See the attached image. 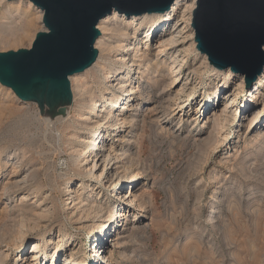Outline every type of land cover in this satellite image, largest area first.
<instances>
[{"label":"rangeland","instance_id":"rangeland-1","mask_svg":"<svg viewBox=\"0 0 264 264\" xmlns=\"http://www.w3.org/2000/svg\"><path fill=\"white\" fill-rule=\"evenodd\" d=\"M0 11L2 16L7 15L6 11ZM29 13L34 24L33 27L29 25L30 36L22 37L18 42L0 39V51L29 48L36 33L44 29L42 19H36L38 11L31 8ZM7 19L13 20L14 16L9 15ZM15 22L18 21L14 19L12 23ZM142 35L143 29L137 33L135 41H139ZM124 43L123 46L126 41ZM146 45L139 43L133 58L135 64L131 70L128 68L135 77L124 86L135 89L131 99L138 104L137 111L128 113L134 117V123H127L123 127L126 131L130 128L133 148L126 156L117 158L115 166H118L117 173L122 183L115 189H111V186L104 188L101 181L93 179L79 181L76 174L78 168L71 165L75 153L70 152L68 145L76 142L77 138L67 136V131L62 130L61 122L54 118L58 114L53 116L46 112L50 107L45 99L41 113L36 101H21L12 90L0 84V253L7 254L0 264H29V248L40 235H52L55 241L60 236L57 257H52V251H49L44 263L60 264L63 255H69L74 248L75 260H71V264L82 257L84 264H93L91 256L96 249L93 241L99 229L95 223L90 226V222L83 218L78 220L75 214L66 213V208L71 209L74 204L65 205L68 196L64 195L63 190L67 186L76 189L79 183L81 194L87 188L95 190L90 198L99 196L97 201L103 203L106 209L103 217L95 220L113 221L119 225L125 221L117 222L119 219L115 215L119 207L114 200L119 192L128 190L129 182L135 186L136 203L133 208L126 201L120 203L127 206V210L131 207L127 212L129 219L126 227L133 224V228L127 230L117 246L111 245L110 260L113 264H264V178L259 175L260 172L264 173V143H255L263 135L264 108L250 128L246 127L244 120L248 115L243 116L239 112L229 124L227 138L220 141L224 135L222 126L219 124L217 129L211 130L212 123L207 119H214V114L220 115L223 109L222 95L235 91L237 78L234 73L211 66L199 51H195V46H190V40H185L183 46L190 52L181 54L184 55L183 75L187 73L193 84L173 99L178 87L170 84V74L166 70L164 74L148 75L158 79L161 74L166 75L163 86H154L151 81L146 83L145 79L139 81L143 69L136 66L138 55L144 51L150 63L158 52L154 36ZM167 46L163 47L164 50ZM120 51L110 53L114 61H118ZM157 61L160 62L159 71L165 69L162 60L159 58ZM89 73L86 79L96 87L94 72ZM262 73L257 77L264 78ZM110 79L115 84V78ZM117 88L115 91L121 97L112 109L113 115L117 113L125 94L124 88ZM262 89L261 99L264 100V86ZM247 90L243 88L236 93L235 105L241 112L246 111ZM139 92L143 97H139ZM198 105L201 110L195 113ZM96 111H100L98 106ZM87 115L92 116V112H85ZM50 116L54 118L53 123L45 119ZM69 119L72 121L75 118L71 116ZM106 120H101L102 125L94 134L95 138L102 136ZM77 133L75 130L74 134ZM59 137L64 140L69 137L70 142L66 143L65 140L58 143ZM113 142L118 143L116 140ZM9 155L14 159L8 161L6 157ZM80 161L82 164L84 158L81 157ZM65 162L70 165L69 175L65 172ZM241 163L252 174L241 171L238 167ZM24 173L28 175V182L24 185L27 192L11 184L20 180ZM68 177L76 181L68 185ZM34 182L40 185L37 191L30 190ZM98 192L99 195H96ZM26 194V200L22 201ZM39 203L38 209H30ZM42 209L49 211L47 217L41 216L44 219L38 216V211ZM252 210L256 213L253 214ZM40 258L42 256H38V260ZM108 262L105 259L103 263Z\"/></svg>","mask_w":264,"mask_h":264},{"label":"bare ground","instance_id":"bare-ground-1","mask_svg":"<svg viewBox=\"0 0 264 264\" xmlns=\"http://www.w3.org/2000/svg\"><path fill=\"white\" fill-rule=\"evenodd\" d=\"M194 6H195V0H176L172 4L171 8L163 14H143L141 16H135V15L126 16L124 13H119L116 10H113L109 14L101 18L100 21L98 22L97 28L100 30V35L95 41V48L98 50V56L92 66H90L89 68H87L81 73H76L69 77L70 88H71V93H72L71 102L70 104L64 103V105L61 107L59 105L58 107L60 108L64 107V113L61 114L62 116L58 114L59 116L56 115L57 117H54L56 118L57 121L61 122L62 130L64 128V130L67 131L68 133L67 136L74 135L77 138L76 142L74 141L73 143L70 142L69 137L66 138L65 140H66V143L67 141L70 142L68 144L70 148V152L75 153V156H72L71 158V165L78 168V170L76 169L77 170L76 174L80 178L79 181H83L85 178L93 179L94 181L95 180L101 181L102 186L104 188L107 186L108 187L111 186L112 187L111 189H115L116 186L118 187L122 183V178H120L118 175L119 173H117L118 166L116 167L115 165L117 163V158L126 156L127 153H129L130 150L133 148V145H131L130 143L131 141V136H130V131H129L130 128L128 129V131H126V130H123V127H126L127 123H130V124L134 123V117L132 115H129L128 113H130V111H135L136 106L138 104L137 102H134L133 99H131V95L133 94V90L135 89H133L132 86L131 88L129 87V89L127 87L124 88V86L134 76L133 73L131 74L132 71L131 72L128 71L129 70L128 68H130L131 70L132 66L135 64V60L133 58L137 54V51H138L137 48L139 46V43H143L144 45H146L148 41L150 40V38L154 36L155 46H157V50H158V52L155 54V58L152 59L153 61L150 63L149 61L146 60L147 56L145 55L144 51L140 52L141 54L138 55L139 59L136 57L138 59L136 60L137 61L136 66L139 69H143V71L140 73V78H138L139 81L145 79L146 83L151 81L154 84V86H157V87L163 86V84L165 83L164 77L166 76V75L163 76V74L165 73V70H166L170 74V79H171V80L169 79L170 84L172 85L174 84V87H178L172 96L173 99L176 96L178 97L180 93L184 92L187 86H190L193 84L191 81V77L187 73L183 75L184 55H181V54L182 52L187 53L189 51L188 48H185V46H183L185 43V40L189 39L190 46L192 47L195 46V49H196V43L194 40V31H193V28L191 27L192 10ZM31 8H34L36 12L38 11V16L36 19H42V11L38 7L33 5V3L29 0H14V1L0 0V10L6 11L7 13V15L5 14L6 16H2L0 13V39L7 40L9 42L10 41L18 42L19 39L21 40L23 39L22 37L30 36L31 33L30 34L28 33V29L30 28L29 25L31 26L33 24V20L31 19L32 17L30 18V13H29ZM9 15L14 16V19L18 22L17 23L15 22V24L12 23L14 19L13 20H11L12 18L7 19V16ZM33 19L35 21V18ZM141 29H143V35L142 37H139L140 38L139 41H135V39L138 38V36L136 35ZM125 41H126V45L123 46L125 44L124 43ZM165 45H168L169 47L167 46L168 48L164 50L163 47ZM154 49L156 50V48ZM118 50H122V51H120L118 61L117 60L114 61L110 53H113ZM195 51H198V50L196 49ZM201 55H203V58L207 60L206 55L204 54H201ZM159 58L164 63L163 66L164 65L166 66L165 69H162V71H159L160 69L158 68L160 62H158L157 59L159 60ZM205 60H203V62ZM141 63H143V65ZM91 71L94 72L93 76H95L96 78V81L94 83L96 84V87H93L91 82L88 83L86 79V75ZM225 71L231 72L229 68L225 69ZM159 72L163 73L160 75L159 79L157 77L151 78L148 76L153 73H159ZM262 74L264 75V72ZM234 75L236 76L235 78H237V83L235 87L236 89L232 93L228 92L222 95L223 109L221 110V114L218 116L214 114L215 116L214 119L213 118H211V120L209 118L207 119V122L212 123L210 126L211 130L217 129L219 124L222 126L220 127L223 129L222 131L224 135H223V138H221L222 140L220 141H224L227 138L229 124L233 122V119L237 117L239 112H240V115L241 114L243 116L248 115L247 119H244V120L246 123V127L250 128V126L255 122V119L261 113L262 111L261 109L264 108V100L261 99V96H262L261 94L263 93L262 88L264 86V78L257 77L251 86H245V84H243L245 74L234 73ZM113 77L115 78V84L113 83L114 80L111 81L110 79ZM116 86L119 87L120 89L124 88L123 91H125V94L123 98L121 99L122 103L120 107L117 108V113L113 115L112 109H114L118 100L121 97L115 91L117 88ZM243 88H248L247 90L248 102L245 105V109H246L245 112H241V110H239L237 105H235V97H236L237 90L238 91L243 90ZM138 95L140 97L142 96V93L139 92ZM201 101H199V104L201 103ZM97 106L100 108V111H96ZM58 107L55 109L56 112L59 109ZM46 109L47 108H45V110ZM200 110L201 109H199V105H198L195 107L194 112L197 113ZM87 111L89 112L91 111L92 116L91 115L85 116V112ZM71 116L75 118L72 121H70L69 119ZM102 117L105 119H108V121L106 120V123L104 122L106 126H105L104 132L102 133V136L101 137L97 136L95 138L94 134L96 133L97 129L102 125L101 123V120H103ZM51 118L52 117L50 116L49 118H45V119H48L49 123H53L54 118L53 119ZM75 130L79 132L77 133V135L74 134ZM261 130H263L261 132V134L263 135L258 142H255L256 144H258L259 142L264 143V126L262 127ZM113 137L114 139H112ZM65 140L59 137L57 142L58 143L65 142ZM114 140L118 141V143L113 142ZM217 143L219 144V142ZM215 146L216 144L214 145V147ZM81 157L84 158V162H82V164L80 161ZM12 158L13 157L10 155L6 157L8 161H10V159ZM69 166L70 165L66 164L65 162V172L67 175H69L68 173L70 172ZM238 167L240 168L241 171H246L249 174H252L251 170H248L244 164L241 163L240 165H238ZM248 173H245V175L249 176ZM259 175L264 178V173L260 172ZM27 177L28 175L24 173V175L21 177L20 180H18L16 183H11L12 187L13 186L18 187L19 189L24 188L27 192L28 191L27 187H24V185L28 182ZM66 182H68V185H70L71 183H74L73 179L69 177L66 178ZM8 183H9V180H8ZM129 184L130 185L128 186V190L126 192H123V191L119 192L118 193L119 195L116 197V200H114V203L117 204L119 207V210L117 211L115 215L116 218L119 219L117 220V222H120L123 220L125 221L122 224H119L120 226L115 224V222L113 221L95 220L96 218L103 217V211L105 209L104 204L97 201L99 199V196L97 197L94 196V199L90 198L91 196L93 197L92 193H95L94 192L95 190L93 191V189L87 188V191H85L84 194H81L79 192V187L81 186V183H79V185L77 184L78 187L76 186V189L73 186H70V187L67 186L68 188L66 187L63 190L64 195L68 196L66 197L67 201L65 202V205L74 204L71 209L68 207L66 208L68 209L66 213L68 215L75 214V216L78 217L75 219H78V220L79 219L81 220L83 218L84 221L86 220L87 222H90V224H88L90 226H92L93 223H95L97 228L99 229L98 235L95 237L93 241L96 247L95 254L91 256L93 258V262H94L93 264H104L103 262L105 259L107 261L109 260L108 264H113V262L110 260L112 257V248H113L111 245L117 246L120 243V240L125 235V233H127V230L128 229L131 230L133 228V224L131 225V223H130L131 225L130 227L129 226L126 227L127 220L129 219L127 212H130L131 207L133 208V206L136 203L135 202L136 195L133 192V190L135 189V186H133L132 182H129ZM31 186L33 187H31L30 190L33 189L37 191L40 185L34 182V184ZM87 187L89 186L87 185ZM130 188L132 189L130 190ZM99 193L100 192L96 193V195H99ZM26 198H27V194L23 196L21 200L24 201L26 200ZM122 201L128 202V205H132L130 209L127 210V206L125 207L123 206L122 203H120ZM39 205L40 203L36 205V207L32 206L30 209L36 210V208L38 209ZM213 212L214 211L212 210V213ZM38 213H39L38 216L40 217L41 216L47 217L49 215L48 209L39 210ZM254 213H256L255 210L253 211V214ZM122 225H125V226H123V228L120 230V227ZM111 231L113 235L111 234ZM109 233L110 235L106 237L107 234ZM109 237L111 238L108 241ZM57 238L58 240L55 241L52 235L48 237L44 235H40L39 237H37L32 242L31 247L29 248L30 256H31L29 264L31 263L46 264L44 263V260H45L46 253L49 251L50 252L52 251V257L53 256L57 257L60 236H58ZM41 252H43V254L39 255V253ZM75 253H76V250L72 248L69 255H63L62 257L63 259L62 261H60V264H71V260L74 259L73 255ZM6 256H7L6 253L4 252L0 253V263L3 259L6 258ZM38 256L40 257L42 256V258L38 260ZM263 260H264V257H263ZM81 263L82 264L85 263V259H83V257L80 259H76V261H74V263L72 264H81ZM50 264L52 263L50 262Z\"/></svg>","mask_w":264,"mask_h":264},{"label":"water","instance_id":"water-1","mask_svg":"<svg viewBox=\"0 0 264 264\" xmlns=\"http://www.w3.org/2000/svg\"><path fill=\"white\" fill-rule=\"evenodd\" d=\"M14 1V0H12ZM42 11L43 30L29 48L0 51V84L43 112L64 113L69 77L95 62L97 24L116 10L126 16L163 14L176 0H29ZM191 27L196 49L218 70L245 74L251 86L264 68V0H195Z\"/></svg>","mask_w":264,"mask_h":264}]
</instances>
